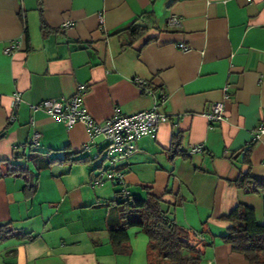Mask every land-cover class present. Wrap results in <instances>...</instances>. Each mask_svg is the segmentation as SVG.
I'll use <instances>...</instances> for the list:
<instances>
[{
    "label": "crops",
    "instance_id": "0c3cea01",
    "mask_svg": "<svg viewBox=\"0 0 264 264\" xmlns=\"http://www.w3.org/2000/svg\"><path fill=\"white\" fill-rule=\"evenodd\" d=\"M146 11L151 28L122 47L124 29ZM224 87L226 119L211 125L205 113ZM15 92L17 118L8 122ZM76 93L95 122L115 108L130 115L159 105L166 120L117 165L126 192L154 194L169 218L199 234L207 243L200 264H249L221 240L230 225L222 217L241 203L264 220V194L235 184L240 173L264 180V135L254 140L264 126V0H0V224L15 228L0 240V264H148L146 243L136 250L130 239V252L119 253L110 242L107 203L120 186L92 185L98 169L81 160L86 126L30 108ZM34 132L37 147L27 144ZM197 144L202 151L188 154ZM103 145L95 137L91 153ZM66 155L79 161L45 165Z\"/></svg>",
    "mask_w": 264,
    "mask_h": 264
},
{
    "label": "trees",
    "instance_id": "16d2710c",
    "mask_svg": "<svg viewBox=\"0 0 264 264\" xmlns=\"http://www.w3.org/2000/svg\"><path fill=\"white\" fill-rule=\"evenodd\" d=\"M37 1L41 3V0ZM152 18L153 13L146 11L131 22L124 29L129 36V42L122 47L129 46L142 37L151 28ZM41 28H45L43 23ZM179 139V136H173L172 155L177 152ZM249 147L242 153V162H249ZM85 155L81 160L91 166V157ZM75 161L79 160L66 155L62 159H47L45 165ZM93 183L92 181V185ZM235 184L246 192L264 194V180L253 178L249 173H240ZM107 204L109 211L107 228L110 242L117 252H130L128 229L136 228L147 237L148 264H200L207 243L199 234L177 225L173 218H169L159 197L147 193L144 198H136L129 195L126 190L122 191L120 187L115 198ZM222 219L230 225L221 236V240L229 244L233 251L242 254L249 264H264V220L261 223L257 222L254 209L239 203ZM14 230L9 222L0 224V240L12 234Z\"/></svg>",
    "mask_w": 264,
    "mask_h": 264
},
{
    "label": "built area",
    "instance_id": "2783aa9c",
    "mask_svg": "<svg viewBox=\"0 0 264 264\" xmlns=\"http://www.w3.org/2000/svg\"><path fill=\"white\" fill-rule=\"evenodd\" d=\"M169 24L175 26L178 24V20L173 17ZM62 26L71 27L72 23L66 21ZM17 46L16 42H12L5 52L9 53L17 48ZM178 46L183 51L189 49L184 44H179ZM133 82L141 93L153 95V90L149 87V81L146 79L134 77ZM82 90L83 87L79 86L78 91ZM226 90V87H224L221 101L213 102L205 113V117L211 125L226 119L224 115V101L228 98ZM20 100V94L18 92L13 93L8 122L16 120ZM159 100L160 103L166 100L164 90ZM30 108L32 111H44L55 120L63 122L66 127H71L76 123H83L86 126L89 138L88 142L82 146V151L91 157V166L98 169V176L93 181V184L99 186L104 181H111L119 184L122 191H125V176L122 170L117 168L118 163L136 151L135 143L138 139L149 134H154L158 124L164 122L167 116L165 112L160 110L159 105L130 115L123 114L119 109L115 108L111 117L102 122H95L83 107L79 93L68 98L46 99L30 105ZM261 135H264V126L262 125L254 131V140L258 139ZM97 136L103 138L104 145L99 152L92 154L91 145ZM39 139L40 133L34 132L27 144L31 147H37ZM13 148L14 150L18 149V145H14ZM203 148V144L194 145L188 150V154L199 153ZM105 160L108 161L107 167L103 166Z\"/></svg>",
    "mask_w": 264,
    "mask_h": 264
},
{
    "label": "rangeland",
    "instance_id": "374dc122",
    "mask_svg": "<svg viewBox=\"0 0 264 264\" xmlns=\"http://www.w3.org/2000/svg\"><path fill=\"white\" fill-rule=\"evenodd\" d=\"M103 166L104 167L108 166V161L107 160H105V162L103 163ZM108 182L109 181H107L106 183H108ZM128 234H129L130 239L132 241V245L135 246L136 250L140 249L141 246L143 248L145 243H147L146 235L143 232L138 231L136 228H129L128 229ZM133 240H135L134 243H133ZM140 241H141V244L139 243Z\"/></svg>",
    "mask_w": 264,
    "mask_h": 264
},
{
    "label": "bare ground",
    "instance_id": "6f19581e",
    "mask_svg": "<svg viewBox=\"0 0 264 264\" xmlns=\"http://www.w3.org/2000/svg\"><path fill=\"white\" fill-rule=\"evenodd\" d=\"M102 138V137H101Z\"/></svg>",
    "mask_w": 264,
    "mask_h": 264
}]
</instances>
